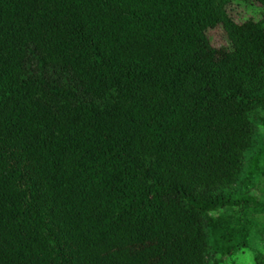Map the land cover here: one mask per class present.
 <instances>
[{"label": "trees", "instance_id": "trees-1", "mask_svg": "<svg viewBox=\"0 0 264 264\" xmlns=\"http://www.w3.org/2000/svg\"><path fill=\"white\" fill-rule=\"evenodd\" d=\"M256 110L264 0H0V264H264Z\"/></svg>", "mask_w": 264, "mask_h": 264}, {"label": "rangeland", "instance_id": "rangeland-1", "mask_svg": "<svg viewBox=\"0 0 264 264\" xmlns=\"http://www.w3.org/2000/svg\"><path fill=\"white\" fill-rule=\"evenodd\" d=\"M243 8L245 10L247 9V7H243ZM254 14L257 15L258 13L256 12ZM208 38L210 40V44L213 47H217V48L227 47L226 38L220 29H216L213 32L209 33ZM263 115H264V111L256 110L254 115H252L251 120L253 119L254 121L256 119V123H257V119L261 118ZM258 133L261 134V131L258 130ZM256 196H257V200H259L261 203H264V186L261 188V194L260 195L257 194ZM245 216L249 218L252 224L258 226V228L254 231L252 235V241H253V245L255 246V249H262V246L264 244V212L251 210L248 211V213H246Z\"/></svg>", "mask_w": 264, "mask_h": 264}]
</instances>
